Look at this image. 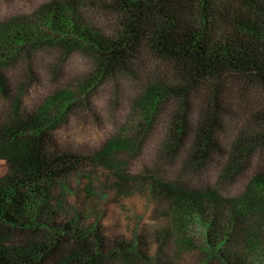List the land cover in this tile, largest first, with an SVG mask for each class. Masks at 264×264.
<instances>
[{
	"label": "rangeland",
	"instance_id": "obj_1",
	"mask_svg": "<svg viewBox=\"0 0 264 264\" xmlns=\"http://www.w3.org/2000/svg\"><path fill=\"white\" fill-rule=\"evenodd\" d=\"M62 1L0 0V23L12 18L36 20L51 6L57 13ZM91 1L68 0L65 15L87 33L108 34L100 1ZM73 34L69 38L76 45L66 47L60 42L64 38L53 35L1 65L7 90H0V142L26 122L41 125L28 116L40 111L58 90L74 93L64 109L63 103L55 102L45 111L50 152L85 157L75 171L53 185L50 204L62 222L77 217L82 225L97 227L100 258L92 264H264V194L254 180L258 151L246 156L244 168L230 174L214 163L193 164L186 147L168 153L172 105L149 114L138 107L156 63L150 61L127 75L114 72L81 92L96 62L88 46ZM196 111L193 107L189 112L190 120ZM239 137L236 119L228 120L225 150L229 152ZM113 139L128 143L117 150L106 147L108 159L99 161L95 155ZM15 175L13 165L0 158V182ZM161 183L199 193L179 198L164 191ZM216 196L220 199L215 202ZM189 197L200 200L191 205ZM239 199L244 209L237 216L233 207ZM27 237L14 236L13 241ZM71 247L64 245L58 257Z\"/></svg>",
	"mask_w": 264,
	"mask_h": 264
},
{
	"label": "trees",
	"instance_id": "obj_2",
	"mask_svg": "<svg viewBox=\"0 0 264 264\" xmlns=\"http://www.w3.org/2000/svg\"><path fill=\"white\" fill-rule=\"evenodd\" d=\"M99 1L108 34H89L75 26L65 15L68 0L56 6L57 13L51 6L36 20L12 18L0 23V67L25 47L50 41L53 35L64 38L59 40L66 47L76 45L70 33L88 46L96 62L81 92L114 72L127 75L153 61L152 80L138 107L149 114L172 105L168 153L186 147L193 164L214 163L230 174L244 168L246 156L258 151L254 180L264 194V0ZM0 90H7L1 68ZM73 98L70 89L58 90L40 111L28 116L41 125L26 122L0 142V158L17 174L0 182V264H92L100 258L97 227L82 225L77 217L62 222L50 204L53 185L75 171L85 157L50 152L45 111L55 102L63 103L64 109ZM193 107L197 111L192 121L188 114ZM230 119H236L240 137L228 152L224 135ZM26 129L31 132L28 136ZM127 143L128 139H113L95 157L104 162L107 148L117 150ZM160 185L179 198L199 193ZM189 198L191 205L200 200ZM239 202L233 207L237 216L244 209ZM250 204L256 208L253 201ZM14 236L28 239L13 241ZM68 244L71 249L58 257Z\"/></svg>",
	"mask_w": 264,
	"mask_h": 264
}]
</instances>
